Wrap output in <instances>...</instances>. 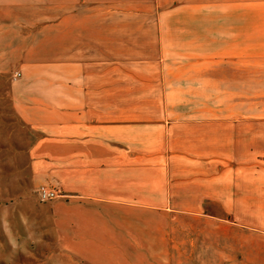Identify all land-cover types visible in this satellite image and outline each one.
Wrapping results in <instances>:
<instances>
[{"label": "crops", "instance_id": "1", "mask_svg": "<svg viewBox=\"0 0 264 264\" xmlns=\"http://www.w3.org/2000/svg\"><path fill=\"white\" fill-rule=\"evenodd\" d=\"M148 4L0 0L20 172L60 191L39 206L51 243L54 224L61 235L51 258L132 264L144 245L146 260L148 223L130 214L151 211L189 217L168 223L160 260L178 259L164 251L180 252L186 230L189 264H264L261 227L247 238L223 215L258 213L264 197V13H245L244 0L234 13L202 0L197 12L189 0L193 27L180 40Z\"/></svg>", "mask_w": 264, "mask_h": 264}, {"label": "rangeland", "instance_id": "2", "mask_svg": "<svg viewBox=\"0 0 264 264\" xmlns=\"http://www.w3.org/2000/svg\"><path fill=\"white\" fill-rule=\"evenodd\" d=\"M239 1V0H238ZM154 0H149V13H162L163 20L161 27L169 30H177L181 34L180 40L187 39V29L193 27V21L189 14V0H157L158 5L152 4ZM196 11L202 12V0H196ZM212 12L222 11L234 13L236 9V0H211ZM244 11L264 13V0H244ZM148 28H153V23L149 20ZM198 23V22H197ZM202 23V21H201ZM145 22L133 21V27H145ZM185 35V36H183ZM6 39V38H5ZM172 39V38H165ZM6 45V44H5ZM6 48V47H5ZM182 55V54H181ZM185 56V55H184ZM7 55H3L6 59ZM1 57V59H3ZM12 69L0 70V264H95L94 262L79 258L70 260L65 255H60L57 259H52L51 256L57 249V241L60 243L61 235L58 227L54 224V232L58 240L51 243L54 239L51 227L45 229L44 209L39 206L48 200H39L35 193L36 185L32 184L26 175H22L20 168L21 153L17 148L13 129L17 128V120L12 116L10 97H9V80L12 76ZM180 108L187 109V102L182 101ZM181 119H188L181 117ZM17 135V134H16ZM18 136V135H17ZM16 136V137H17ZM187 179V173L180 175ZM264 183V182H261ZM186 186V182H183ZM28 194H30L28 196ZM186 197L180 198V204L187 203ZM261 211L258 213H240V214H223L226 219L238 218L240 226H242L244 236L251 238L252 227L259 225V231H264V197L261 198ZM133 220H142L148 223V244L146 247L147 259H143L142 255L144 245L141 247L134 246L132 248V264H189L187 252V231L180 230L179 238L175 237L178 242L179 251L174 255H167L166 249H171L167 245L171 243L170 224L171 221L187 222L188 214H172L163 212H133L130 214ZM203 216L205 214H197ZM47 218V217H46ZM41 219L39 222L38 220ZM202 223V218L195 219ZM42 222V223H41ZM51 223V221H48ZM163 223V229H161ZM156 224H159L156 227ZM49 225V224H48ZM139 230V229H137ZM163 235L159 237L160 231ZM258 230V229H255ZM140 231V230H139ZM139 239L138 231L135 232ZM168 234V235H167ZM170 236V237H168ZM174 238V237H173ZM143 240V239H142ZM174 240V241H175ZM164 243V244H163ZM200 248L199 262H203V246ZM164 248V256H173L177 260L165 259L160 260L157 250ZM161 250V249H160ZM184 250V251H183ZM246 252V251H245ZM250 255V254H248ZM163 256V255H162Z\"/></svg>", "mask_w": 264, "mask_h": 264}, {"label": "built area", "instance_id": "3", "mask_svg": "<svg viewBox=\"0 0 264 264\" xmlns=\"http://www.w3.org/2000/svg\"><path fill=\"white\" fill-rule=\"evenodd\" d=\"M36 196L39 200H48L59 195L60 191L57 187L47 183H40L35 188Z\"/></svg>", "mask_w": 264, "mask_h": 264}]
</instances>
